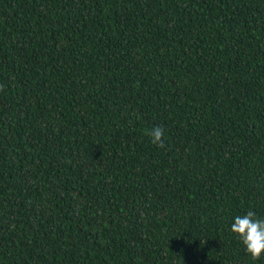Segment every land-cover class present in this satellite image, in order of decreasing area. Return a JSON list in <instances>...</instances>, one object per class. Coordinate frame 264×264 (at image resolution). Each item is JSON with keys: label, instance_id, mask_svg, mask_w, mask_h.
Returning a JSON list of instances; mask_svg holds the SVG:
<instances>
[{"label": "trees", "instance_id": "1", "mask_svg": "<svg viewBox=\"0 0 264 264\" xmlns=\"http://www.w3.org/2000/svg\"><path fill=\"white\" fill-rule=\"evenodd\" d=\"M249 210L264 0H0V264H264Z\"/></svg>", "mask_w": 264, "mask_h": 264}, {"label": "clouds", "instance_id": "2", "mask_svg": "<svg viewBox=\"0 0 264 264\" xmlns=\"http://www.w3.org/2000/svg\"><path fill=\"white\" fill-rule=\"evenodd\" d=\"M164 132L159 126L150 130L151 143L162 145ZM229 231L242 243L246 253L257 260L264 255V218L249 210L243 215H234Z\"/></svg>", "mask_w": 264, "mask_h": 264}]
</instances>
